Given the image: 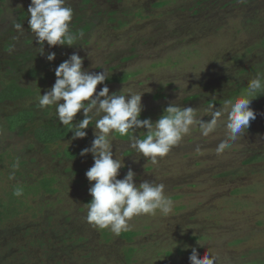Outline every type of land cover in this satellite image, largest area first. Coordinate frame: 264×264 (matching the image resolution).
<instances>
[{
  "label": "rangeland",
  "instance_id": "374dc122",
  "mask_svg": "<svg viewBox=\"0 0 264 264\" xmlns=\"http://www.w3.org/2000/svg\"><path fill=\"white\" fill-rule=\"evenodd\" d=\"M29 4L0 0V71L10 69L28 82L23 74L34 59L41 66L55 52L51 62L56 67L58 59L76 52L88 71L103 67L110 74L112 81H105L110 92L142 93L141 113L152 121L172 103L193 107L198 122L155 165L130 149L129 137H110L114 158L125 165L118 178L131 167L136 184L162 183L173 201L166 216L159 210L134 216L130 240L123 232L115 235L85 219L84 198L91 197L85 172L93 164L91 154L72 159L56 154L60 147L90 146L95 121L85 138L72 139L70 134L48 148L36 141L33 122L19 133L1 128L0 203L10 214L0 221V239L6 243L15 232L21 241H32L29 260L17 264H52L56 258L59 264H190L192 248L201 256L215 255L217 264H264V94L251 100L256 119L246 133L222 154L215 152L227 132L230 107L225 101L245 95L247 82L257 74L264 77V0H67L73 9L71 30L84 35L71 47L48 48L45 42L43 54L29 31ZM14 23L22 24L23 34ZM117 77L121 79L113 80ZM54 82L55 77L41 92ZM38 97L10 102L0 112V122L3 114ZM212 105L225 115L213 133L202 136L199 119H210ZM48 109L46 117L57 120L55 107ZM82 118L78 112L74 122ZM144 133L139 129L134 134ZM17 160L15 178L9 179ZM50 176L53 191L34 188ZM23 185L31 188L15 196L14 190ZM12 206H17L15 215Z\"/></svg>",
  "mask_w": 264,
  "mask_h": 264
},
{
  "label": "clouds",
  "instance_id": "9594fccd",
  "mask_svg": "<svg viewBox=\"0 0 264 264\" xmlns=\"http://www.w3.org/2000/svg\"><path fill=\"white\" fill-rule=\"evenodd\" d=\"M67 0H30L29 31L39 45V53L43 54L45 42L48 48L53 46L69 47L76 45L83 33L74 34L71 30L73 9L66 6ZM14 28L23 34L21 23H14ZM55 52H49L47 61L55 59ZM83 57L76 52L59 63L54 69L55 82L52 86L39 93L40 108L55 107L57 119L62 126H69L72 139L85 138L86 129L93 124L94 138L90 146L81 149L80 156L91 154L93 164L85 172L90 183L88 193L91 200L87 204L88 223L101 229H109L113 234L120 235L128 231L129 221L142 214L154 215L157 210L163 215L172 211L173 201L165 195V185L144 180L135 183L136 173L128 168L123 178H118L119 170L124 168L123 160L114 158L113 144L110 137L113 133L121 137H129V147L152 164L158 158L166 156L172 146L190 133L196 124L197 117L193 107H181L170 103L163 109L155 121L150 118L140 119L143 110L142 93L127 92L115 94L110 92L105 83L109 78L105 69L90 72L83 67ZM101 85L97 91V85ZM264 94V77L257 74L246 85V94L225 101L230 107L226 113V136L216 146L217 155L231 147V142L244 135L250 121L256 119V112L251 108V100ZM210 119H199L200 134L208 136L213 133L218 122L225 115L222 110H215L213 105ZM80 112L82 119L76 123L75 117ZM144 129L147 135L141 139L136 134ZM20 166L17 160L11 166L13 171L9 179L15 178V169ZM94 182V183H92ZM15 196L23 195L22 188H16ZM190 264H217V257L211 253L198 255L192 248Z\"/></svg>",
  "mask_w": 264,
  "mask_h": 264
},
{
  "label": "trees",
  "instance_id": "16d2710c",
  "mask_svg": "<svg viewBox=\"0 0 264 264\" xmlns=\"http://www.w3.org/2000/svg\"><path fill=\"white\" fill-rule=\"evenodd\" d=\"M158 3V2H157ZM162 3V2H160ZM29 40H25L27 43ZM7 47V46H6ZM36 57V55H33ZM22 60L27 59L28 55H23ZM32 57V59H34ZM25 58V59H24ZM63 60L58 59L57 64L61 63ZM32 63V62H31ZM16 64L21 65L20 61H16ZM49 67H52V69H47ZM14 69L13 67H11ZM54 69L55 66L52 62H47L41 66L35 65V59L32 64L29 65L27 70H25V73L23 74L24 79L28 78V82L23 81L21 76H14L12 71L10 69H6L4 71H0V112L4 113L5 108L7 107V104L10 102L15 101H21L24 102V98L27 100L32 98L33 95L43 94L44 92H41L42 86L44 87L51 79L55 77L54 75ZM11 75V77H10ZM124 77V76H123ZM121 77H117L113 80H120ZM112 81L111 78L106 79V81ZM35 109V110H34ZM48 107L46 108H40L38 101L33 102L31 105H24L19 106L15 112L9 113V114H3L0 122V129L5 128L8 131H18L21 132L25 128V124L32 123L33 122V131L35 139L38 143H40L44 148H48L49 146H52L54 143H58L61 140L65 139L68 135L72 134L69 130V126H62L58 119L56 120L54 116L46 117V114L48 112ZM140 119L147 118L144 114H140ZM3 121V122H2ZM32 126V125H31ZM118 138H128V136L121 137L118 134H115ZM147 135V132L141 135L139 138L143 139ZM61 149L56 152L57 156H61V158H67L72 159L80 155V151L82 148L81 145H71V146H65L60 147ZM0 157L2 158V153L0 152ZM78 171V170H77ZM54 177H44L40 179L38 185H34V188L41 187L44 191L51 192L54 190V188L51 186L52 181ZM17 188H22L23 192L26 193L31 188L28 185H23ZM85 202H89L91 200V197L84 198ZM11 201H14L11 197ZM20 203L21 200L19 201ZM0 206L2 209H0V221H2V217L6 218L10 213L7 214L4 213L6 204L1 202ZM17 206H12V210L15 211L12 213V215L16 214V208ZM2 215V216H1ZM19 227V225H17ZM29 228V227H28ZM108 233L107 231H105ZM12 239L9 240V238L6 239V243L0 239V253H3L4 260H0V264H17L18 261L22 259H28L26 257L29 256V250L27 249L28 245L31 244L30 241L24 240L21 241V237L18 236L17 233L12 232ZM123 236L130 240L131 235H133V231H125L122 233ZM72 237H69V239ZM81 240L82 237H79ZM62 242H65L66 239L60 238ZM9 241V242H8ZM4 243L5 245L1 244ZM131 248L126 247L125 255L126 257H130L131 252L129 251ZM68 249V246H67ZM56 258V257H53ZM52 258V259H53ZM58 260H54L52 264H59V258H56ZM129 259V258H128ZM29 260V259H28Z\"/></svg>",
  "mask_w": 264,
  "mask_h": 264
}]
</instances>
